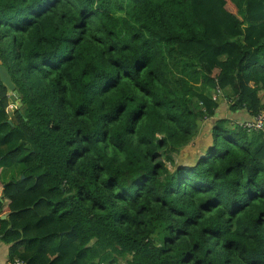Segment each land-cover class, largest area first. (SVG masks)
<instances>
[{"label": "trees", "instance_id": "16d2710c", "mask_svg": "<svg viewBox=\"0 0 264 264\" xmlns=\"http://www.w3.org/2000/svg\"><path fill=\"white\" fill-rule=\"evenodd\" d=\"M0 65L25 264H264V0H0Z\"/></svg>", "mask_w": 264, "mask_h": 264}, {"label": "crops", "instance_id": "0c3cea01", "mask_svg": "<svg viewBox=\"0 0 264 264\" xmlns=\"http://www.w3.org/2000/svg\"><path fill=\"white\" fill-rule=\"evenodd\" d=\"M8 96L12 98L11 102L15 101L18 103L17 100L14 98L16 97L10 91ZM223 104H221L218 110L217 118L228 119L230 123H235L236 121H242L240 118L242 117L241 114H233L230 111V104H228L224 99H222ZM264 101V97L262 98V102ZM264 103V102H263ZM12 107H10L7 112L10 114L12 113ZM215 121H217L215 119ZM215 122L213 119L200 121L198 126V131L192 140V142L184 148L181 153L176 156L175 162L176 166L178 167H192L195 165L197 159L200 155L206 153L212 148L214 141H213V128ZM14 127V126H12ZM16 137L17 135L14 134ZM17 138V137H16ZM22 141V140H20ZM2 147V146H1ZM10 150L8 147H2L1 151L7 153ZM25 178L24 174V167L19 163H14L12 159L8 157H1L0 152V264H8L15 259H22L21 256L17 254L20 252L23 254L24 250H16V243L15 242H8L4 239L5 234L11 229L10 223V200L5 199L3 194L4 186L13 182V181H20ZM19 251V252H17Z\"/></svg>", "mask_w": 264, "mask_h": 264}, {"label": "built area", "instance_id": "2783aa9c", "mask_svg": "<svg viewBox=\"0 0 264 264\" xmlns=\"http://www.w3.org/2000/svg\"><path fill=\"white\" fill-rule=\"evenodd\" d=\"M221 93H222V90L217 89L216 94L214 95V100H217L220 97ZM236 124H238L240 127L244 128L248 131H253V130L261 131L264 129V111H262L255 118L254 121L238 122ZM8 264H25V262H23L20 259H15V260L11 261V263H8Z\"/></svg>", "mask_w": 264, "mask_h": 264}, {"label": "water", "instance_id": "95a60500", "mask_svg": "<svg viewBox=\"0 0 264 264\" xmlns=\"http://www.w3.org/2000/svg\"><path fill=\"white\" fill-rule=\"evenodd\" d=\"M0 80L3 83V85L8 89V91H10L13 95H15L16 97L19 95L18 88L14 84L12 77L8 73L7 69L2 65H0ZM203 157H205L204 154L200 155L199 158H203Z\"/></svg>", "mask_w": 264, "mask_h": 264}, {"label": "rangeland", "instance_id": "374dc122", "mask_svg": "<svg viewBox=\"0 0 264 264\" xmlns=\"http://www.w3.org/2000/svg\"><path fill=\"white\" fill-rule=\"evenodd\" d=\"M200 104H201V103H200ZM206 120H210V119H206ZM206 120H205V121H206ZM213 121L216 122L215 119H213ZM176 156H177V155H176ZM196 163H197V161H196ZM196 163H195V164H196ZM168 166H169V169H170V170L174 171V169H175L174 166H171V165H169V164H168Z\"/></svg>", "mask_w": 264, "mask_h": 264}, {"label": "clouds", "instance_id": "9594fccd", "mask_svg": "<svg viewBox=\"0 0 264 264\" xmlns=\"http://www.w3.org/2000/svg\"><path fill=\"white\" fill-rule=\"evenodd\" d=\"M217 88H220V87H217ZM216 94V92L213 94V99H214V95ZM224 94H223V92L221 93V95H220V97L217 99V100H215V101H218V100H220V99H223L222 98V96H223ZM206 120V119H205ZM205 120H203V121H205ZM243 122V121H242Z\"/></svg>", "mask_w": 264, "mask_h": 264}]
</instances>
